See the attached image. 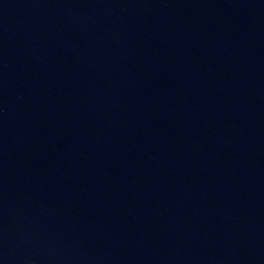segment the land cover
Masks as SVG:
<instances>
[{"label":"water","instance_id":"1","mask_svg":"<svg viewBox=\"0 0 264 264\" xmlns=\"http://www.w3.org/2000/svg\"><path fill=\"white\" fill-rule=\"evenodd\" d=\"M0 264H264V0H0Z\"/></svg>","mask_w":264,"mask_h":264}]
</instances>
